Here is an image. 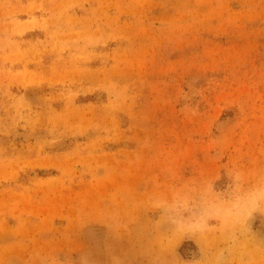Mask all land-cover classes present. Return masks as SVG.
I'll return each instance as SVG.
<instances>
[{
  "label": "rangeland",
  "instance_id": "rangeland-1",
  "mask_svg": "<svg viewBox=\"0 0 264 264\" xmlns=\"http://www.w3.org/2000/svg\"><path fill=\"white\" fill-rule=\"evenodd\" d=\"M0 264H264V0H0Z\"/></svg>",
  "mask_w": 264,
  "mask_h": 264
}]
</instances>
